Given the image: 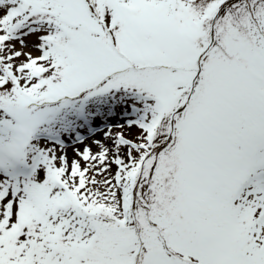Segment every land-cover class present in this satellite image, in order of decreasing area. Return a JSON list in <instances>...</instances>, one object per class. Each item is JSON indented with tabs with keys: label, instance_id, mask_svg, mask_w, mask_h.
<instances>
[{
	"label": "snow or ice",
	"instance_id": "snow-or-ice-1",
	"mask_svg": "<svg viewBox=\"0 0 264 264\" xmlns=\"http://www.w3.org/2000/svg\"><path fill=\"white\" fill-rule=\"evenodd\" d=\"M0 264H264V0H0Z\"/></svg>",
	"mask_w": 264,
	"mask_h": 264
}]
</instances>
